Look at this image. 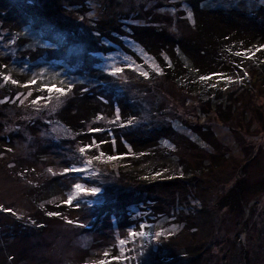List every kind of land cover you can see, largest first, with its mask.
I'll use <instances>...</instances> for the list:
<instances>
[{"label": "rangeland", "instance_id": "1", "mask_svg": "<svg viewBox=\"0 0 264 264\" xmlns=\"http://www.w3.org/2000/svg\"><path fill=\"white\" fill-rule=\"evenodd\" d=\"M4 1L0 264H264V0ZM8 26L52 33L80 79L29 63Z\"/></svg>", "mask_w": 264, "mask_h": 264}, {"label": "trees", "instance_id": "2", "mask_svg": "<svg viewBox=\"0 0 264 264\" xmlns=\"http://www.w3.org/2000/svg\"><path fill=\"white\" fill-rule=\"evenodd\" d=\"M8 3L10 5V7H12L11 4H10V2H8ZM5 4L6 3H5L4 0H0V21L2 20L4 23H6L8 21L7 15H10L11 14V11H12L9 7H5ZM43 4L46 5V7H49V5L54 6L51 3L50 0H44ZM51 9H49V8L47 9L46 8V9L42 10V13H44L43 19H45V18L46 19H51V20L54 19L52 16L56 15L57 12H56V10H51ZM48 11H50L51 13H49ZM40 21L39 22H35V19L34 20L32 19L31 24L30 23L28 24L29 29L31 30V32H33L32 30L37 29V25L38 24H35V23H40ZM16 24H18V23H16ZM8 27H9V30L8 31L11 33V37H12L11 41L13 42L15 39H17L18 42L21 43L20 44V43L17 42V45L20 44L19 45V49L20 50H22V47H24V49L25 50H28L31 54L34 53V57H32L31 60L30 59L27 60L29 63H33L32 65H35V66L41 64V65H43V69H46L47 71H50L52 68L57 69L58 67H61L63 69H66V71H69V72H66L65 73V76H68L69 78H71V80H73V82L78 81L80 79V71L81 70L79 68H76L74 66V64L72 66H70V65L68 66L67 65L68 62H66V60H67L66 57L69 56L68 54H67L66 57H65V55L64 56L62 55V57L60 59L61 61H58V62H55V63L53 62V60H49L51 58L50 57V52L53 49L49 45H50V43L54 39H56L55 36H52V33L45 32V30H43V31L40 30L39 33L41 35L40 38L42 39V42L27 43L25 41L24 42L23 41H20V38L23 37L22 36L23 33L20 34L21 31L23 30L22 28H20V30H19V28H17V29L13 28V29H15V30H13L11 26H8ZM25 29H27V27ZM258 29H261L262 30L263 28H258ZM13 32H15V34ZM99 32L103 33V34H101L102 36H106V34L104 33L105 32V29H103L102 27L99 29ZM220 33H221V36L220 37H223L222 41H218V43L214 47L210 45V48L211 49L209 51H210V55H212V56L213 55H218L219 56L220 53H223V51H224L223 49H227V47L225 46L226 45L225 43H229V42L232 41V40H230V38L227 35H225L226 34L225 32H220ZM246 39H247V37L245 36V37H242L240 39V41L242 42V41H244ZM79 43L71 44L70 48L71 47H74L77 50L78 49V46L77 45ZM221 46H223V47H221ZM190 47L192 48V46H190ZM193 47H195V46L193 45ZM55 52L57 53V55H59L61 53V50L60 51L56 50ZM70 54H72V51L70 52ZM49 66L52 67V68H50ZM47 73H49V72H47ZM48 76H50V74H48ZM70 76H73V77H70ZM94 78H95V76H94ZM73 82H70V83L73 84ZM44 91H46V90H44ZM46 92H48V91H46ZM92 105H94V104H92ZM129 124H131V123H129ZM137 131H138V129L136 130V132H132V131L130 132V130L128 129V131H124V133L122 135H124L123 138L126 136L127 139H130L133 142L136 141V144L142 146V141H144V139H146V138H143V140L140 139V137L137 136V134H136ZM133 139H135V140H133ZM117 145L118 146L120 145L119 142L117 143ZM115 155L118 156V157H121V152L119 151V149H118V151L116 149ZM104 156L107 157L108 154L104 153ZM120 161H121V158H120ZM125 195L126 194L118 195L116 197L117 198V201H115V202H120V199L126 198ZM240 196H241L240 192L237 193V195L235 197H232L231 194L224 195L222 198H220L219 204H220V206L222 208L227 207L229 209H235V207H238V203H235V202H238V198ZM106 205H107V208H111V211H112V209L120 208V206H118V205H115V204L114 205H111V202H107Z\"/></svg>", "mask_w": 264, "mask_h": 264}, {"label": "snow or ice", "instance_id": "3", "mask_svg": "<svg viewBox=\"0 0 264 264\" xmlns=\"http://www.w3.org/2000/svg\"><path fill=\"white\" fill-rule=\"evenodd\" d=\"M122 70H123L122 68L115 67V68L112 69V73L113 74H117V73H120ZM142 75H146V73H142ZM202 79H207V77H203ZM12 82L15 83V81H12ZM29 83H33L34 84L35 81H30ZM72 87H73V85L71 83H69L66 88L65 87H60V86H58L56 84H52V85L43 84V85H41V88L42 89H45L49 93L57 92V93H59L61 95H65L68 92H70L71 89H72ZM41 99H42L41 97H37L35 100L32 101V103L35 104V103H37ZM117 119H119V117H117ZM129 123H131V121H129ZM89 131L97 132V131H100V129H98V128H92V129H89ZM91 147H92L91 144L85 145L84 147H81L79 149V151L80 152H84L86 150V148H91ZM118 158H119L118 156H113V155H110V156L107 157L108 160H116ZM64 171L67 172L68 169H65ZM73 171H83V170L82 169H73ZM73 187L76 189L77 193H80V192L96 193V192L99 191V189H97V188L86 189V188L82 187V185L79 184V183L73 185ZM73 198H74L73 195H69L67 197V199L64 201V203L71 204L72 201H73ZM9 211H11V210L9 209ZM50 215H59V213H50ZM129 235H136V233L130 232ZM101 264H102V262H101Z\"/></svg>", "mask_w": 264, "mask_h": 264}]
</instances>
